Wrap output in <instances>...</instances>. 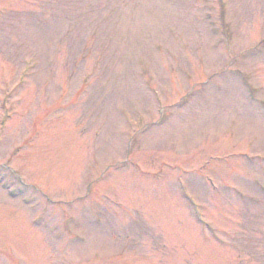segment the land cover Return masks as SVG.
<instances>
[{"label": "rangeland", "instance_id": "1", "mask_svg": "<svg viewBox=\"0 0 264 264\" xmlns=\"http://www.w3.org/2000/svg\"><path fill=\"white\" fill-rule=\"evenodd\" d=\"M0 264H264V0H0Z\"/></svg>", "mask_w": 264, "mask_h": 264}]
</instances>
